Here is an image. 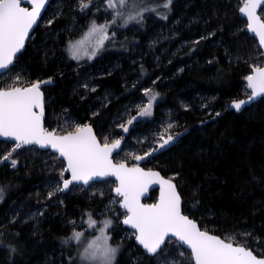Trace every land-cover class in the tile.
Wrapping results in <instances>:
<instances>
[{"label":"trees","instance_id":"obj_1","mask_svg":"<svg viewBox=\"0 0 264 264\" xmlns=\"http://www.w3.org/2000/svg\"><path fill=\"white\" fill-rule=\"evenodd\" d=\"M243 2L175 0L166 22L146 19L143 31H129L124 38L133 35L127 48L116 54L106 52L87 67L96 76L97 90L86 97L78 86L85 74L73 70L64 48L68 28L78 16L82 23L89 10L81 12L78 0H52L6 74L19 75L25 86L51 77V85L43 89L44 127L51 129L50 120L65 109L79 123L91 124L100 140L101 130L121 106L139 96L138 87L149 86L161 100L151 119L137 131L149 133L170 119L169 133L183 135L146 165L173 179L184 214L202 230L232 239L263 257L264 98L241 113L228 111L233 100L248 97L244 78L254 64L264 62L239 16ZM131 76L139 81L133 89ZM3 82L0 78V85ZM105 94L111 95L108 105L99 107L91 101ZM10 145L0 141V152ZM10 153L17 167L4 164L0 168V188L4 189L0 264H70L72 245L63 239L70 236L73 221L92 213L89 192L48 198L46 187L51 180L59 182L62 163L36 148ZM52 162L57 165L51 167ZM155 198L153 192L147 201ZM119 237L116 234L112 239ZM8 245L17 251L11 253ZM119 245L118 264H159L158 258L148 257L132 238L122 239Z\"/></svg>","mask_w":264,"mask_h":264},{"label":"snow or ice","instance_id":"obj_2","mask_svg":"<svg viewBox=\"0 0 264 264\" xmlns=\"http://www.w3.org/2000/svg\"><path fill=\"white\" fill-rule=\"evenodd\" d=\"M171 3L172 0H166L164 7L169 8ZM30 4L31 7H23L22 0H0V75L12 71L17 53L24 48L25 38L36 24L45 0H30ZM93 4L94 0H78L81 12L91 10ZM104 5L105 12L110 11L112 19L104 23L91 20L86 35L94 39L87 45L83 40L68 42L67 51L73 60L80 61L84 57L92 60L96 57L105 48V41L110 39L109 26L118 20H123L126 26L133 21L142 22L145 13L156 12L160 15L155 8L138 3L137 0H104ZM258 7L264 10L262 0H245L239 11L247 17V29L259 38V45L264 47V19L257 14ZM111 36L114 37L115 33H111ZM15 79L19 81L20 76L17 75ZM244 79L251 90L247 101L264 94V66L254 64ZM50 80L51 77L48 78ZM44 83L47 81L36 80L27 86L14 83L10 87H0V137L14 138L12 152L23 145L35 144L44 149L51 148L59 154L63 161L59 170L60 183L48 192L49 198L75 183L90 185V182H97L98 178L114 176L116 183L112 191L118 201L113 199L110 203H119L124 210L120 214L122 223L134 229L132 235L135 241L149 256L159 258L160 264H182L188 250L193 264H264V257H258L248 247L202 230L196 220L185 215L181 209V195L173 179H165L159 171L146 170L139 163L129 166L123 160L114 162L112 156L121 148L122 137L109 141V137L105 136L101 142L93 126L87 123H75L59 131L45 128L46 102L41 90ZM88 86L87 83L83 85L84 88ZM91 90L95 91V87ZM144 92L148 102L138 106L137 116L140 117L152 114L153 101L159 95L152 93L151 89H144ZM247 101L233 100L232 106L240 110ZM135 120L136 117H132L118 127L127 132L128 125ZM171 127V124L167 125V128ZM173 139L171 134L161 135L157 144L162 148ZM152 151L155 149L143 155L136 154L134 159L141 161ZM10 156L11 153L0 159L7 160ZM11 163L15 166L17 161L12 159ZM66 172L71 173L70 179L65 178ZM152 183L160 185L159 199L152 204L142 203L141 196ZM3 198L4 189L0 188V200ZM87 215L88 226L94 228L97 221L93 219L92 213ZM102 224L100 236L85 244L82 251L78 246L76 255L80 264H118L116 258L120 245L113 246L110 233L106 231L113 221L106 218ZM82 235V232L74 229L71 236L63 239V243L69 244L71 240L83 243ZM184 246L187 248L184 249ZM8 249L11 253L17 251L12 245H8ZM174 251L178 253L179 259L171 255ZM69 259L70 264H76L71 257Z\"/></svg>","mask_w":264,"mask_h":264},{"label":"rangeland","instance_id":"obj_3","mask_svg":"<svg viewBox=\"0 0 264 264\" xmlns=\"http://www.w3.org/2000/svg\"><path fill=\"white\" fill-rule=\"evenodd\" d=\"M175 0H172V3L169 8H165L164 4L166 3V0H137L138 3H142L145 6H151L155 8L160 15H157L156 12H151V13H145L144 14V20L140 23H136L135 21L130 22L128 25H123V20H118L116 24L110 25L109 26V36L110 39L105 41V48L92 60H88L87 57H84L80 61L73 60L70 58L68 51H67V45L70 40L72 41H78V40H83L85 42V45L88 44L89 41L94 39V37L87 36L86 33L88 31L89 24L91 20L96 19L97 23H104L106 20H111L112 16L109 13L105 12V5H104V0H94V4L91 7V10H89V16L85 18V20L80 23L78 20V17L76 18V21H74V24L68 28V40L65 44V56L66 59L73 64V70H76L77 73H84L85 76L83 77L82 83H80L79 89L82 91V93L88 97L89 93H95L97 90V87L95 85V78L92 73H89L87 71V67L94 63L95 60L101 57L104 53H113L116 54L120 50H122L124 47L127 48V44L131 43L133 40V35L129 36L130 39H124L127 37L128 32L130 31L132 34H137L140 31H143V29L146 26V19H151V21H156V22H166L171 13H172V6ZM80 10V9H79ZM87 11V10H85ZM167 17V18H165ZM260 17L261 19H264V10L260 11ZM49 18V16H48ZM47 18V19H48ZM47 21H45L44 24H46ZM111 33H115V36L112 37ZM130 33V34H131ZM264 62L260 65L263 66ZM94 71V70H93ZM96 71H94V74ZM16 75H8L5 74L1 77V79L4 81L0 87H10L13 86V84H18L21 86L22 85L21 81H16ZM131 89H133L135 86H137L138 78L137 77H132L131 76ZM87 83L89 86L88 88H84L83 85ZM136 83V84H135ZM95 87V91H92L91 89ZM144 89H151L149 86L143 87L140 85L138 89L136 90L139 94L137 98L131 97V99L125 103L124 105L121 106V110L117 112V115H114L108 123L104 126V128L101 130L102 131V139L101 142H103L104 137L107 136L109 137V141L112 139H117V138H123L124 140L122 151L120 152V157H116L114 161L116 163H119L120 161H126L129 166L139 163V165H142L144 168H148L146 163L153 157L154 155L166 150L170 146H172L183 134H172L169 133V128H167L168 124L172 123L169 121L170 119H166L164 123L159 124L155 129H152L149 133H146L143 135L140 134L139 131H137L138 127L145 124L148 122L151 117L153 116L154 113V108L155 105L160 102L161 98L159 95H157L156 99L153 101V107H152V114L150 116H137V112L139 111L138 106H142L148 102V96L145 94ZM152 90V89H151ZM152 93H156L155 91L152 90ZM111 95L105 94L103 97H98V96H93L91 101H94L95 105H98L99 107L104 105H108L109 103V98ZM117 100L116 98H114ZM136 117V120L133 122V124L128 125V131L125 132L122 128L118 127L119 124H126L127 121L132 118ZM75 123H79L74 117L69 115L67 110H63L61 115H58L57 117L53 118V120H50L51 129L55 128L58 131L61 129H68L69 125H73ZM89 124V123H87ZM172 128V127H171ZM170 128V129H171ZM50 129V128H48ZM50 129V130H51ZM133 131H135L133 133ZM171 134L173 135L174 139L170 141L168 144L164 145V147H159L157 144V141L160 140L161 135H168ZM10 145V144H9ZM14 147V144H11L10 147L6 148L3 152H0V157H5L7 154L12 152V149ZM150 149H155V151L150 152V154L145 157L141 161H136L134 159V156L136 154L143 155L144 152H149ZM56 156V155H55ZM51 158H48L50 160ZM56 159L58 160L57 156ZM60 161V160H58ZM61 162V161H60ZM62 163V162H61ZM4 164H9L11 168L15 169L17 167V163L15 166L12 165L11 159H0V168ZM53 167L55 162H52ZM63 164V163H62ZM61 167V166H59ZM58 182L50 181L46 187V190L52 191L55 187V185ZM115 187V183L113 181H106L102 183H97V184H92L87 190H84L82 187H72L67 194L69 195H80L83 194L84 192L88 191V196L89 198L92 199L93 202V208H92V217L97 221V225L94 228H90L88 226V215L87 212L83 215L80 221H73L71 230H70V236L72 235L73 230L75 229L76 231L82 232V241L83 243H80L76 240H71L69 241V244L72 245L71 249V258L76 261V263L80 264L79 258L77 257L76 253L78 250H83V246L87 244L90 240H93L94 238L100 236L99 233V228L103 227L102 221H104L106 218L111 219L113 221V224L106 229L108 233H110V243L115 245H119V242H121L122 239L124 238H132L134 239V236L132 235L133 232L123 228L122 226V217L120 216L121 213L124 211L119 208V203L117 202L116 204H111L110 201L113 199H116L118 201V198L113 194L112 189ZM47 192V195H48ZM103 193V195H101ZM55 195L57 196H62V192H56ZM49 198V197H48ZM47 198V199H48ZM156 201V198L154 201H145L147 203H154ZM42 212L39 214L34 215L33 217L36 218L41 215ZM122 229L127 230V232H124ZM118 234L119 239L116 241H113L112 236ZM227 240V239H226ZM235 242V241H234ZM120 253V251H119ZM117 254V257L119 255ZM172 256L176 257L179 259L178 253L173 252L171 254ZM117 259V258H116ZM159 260V258H158ZM183 261L186 264H190L192 262L190 253L186 252ZM160 264V261H158ZM183 264V263H182Z\"/></svg>","mask_w":264,"mask_h":264},{"label":"water","instance_id":"obj_4","mask_svg":"<svg viewBox=\"0 0 264 264\" xmlns=\"http://www.w3.org/2000/svg\"><path fill=\"white\" fill-rule=\"evenodd\" d=\"M51 2H52V0H45V5H44V7L41 9V12H40V15L38 16V18H37V22H36V24H34L33 25V27L29 30V35L25 38V46H24V48L23 49H21L20 50V52L19 53H17V57L15 58V60H14V64H15V61L17 60V58L23 53V51L25 50V47H26V45H27V43H28V41L30 40V38H31V36L33 35V33H34V31H35V29L37 28V26L39 25V23H40V21L42 20V18H43V16H44V14H45V12H46V10L48 9V7L50 6V4H51ZM262 2H264V0H262ZM244 3H245V0H244V2H243V4H242V6L244 5ZM22 6L23 7H31V4H30V0H22ZM241 6V7H242ZM262 9L261 8H259L258 7V9H257V14L260 16V11H261ZM239 16L245 21V23H246V25H247V17L243 14V13H241L240 11H239ZM245 31H246V33L249 35V37H251V38H253L255 41H256V43H257V46H258V48H259V50H260V52H261V56H262V58H263V61H264V47H262V46H260L259 45V38L254 34V33H252V32H250L248 29H247V27L245 28ZM264 66V65H263ZM7 72H3V74L2 75H0V78L3 76V75H5ZM44 81H47V83H44V84H42L41 85V90L43 91V89L45 88V87H49L50 85H51V82L50 81H48V80H44ZM244 84H245V86H246V91L248 92V95H250V93H251V90L250 89H248V87H247V81L246 80H244ZM44 92V91H43ZM264 98V94H262V95H260V96H257V97H255L253 100H251V101H247V97L246 98H243V99H240V100H245V101H247L244 105H242L241 106V109L240 110H237V109H235L233 106H232V102L230 103V105L228 106V111H233V112H235V113H241L243 110H245V109H247V108H250V107H252L253 105H255V104H257L260 100H262ZM0 141H2V142H6V143H9V144H15V141H14V138H6V137H0ZM123 143H124V140H122V145H121V148L120 149H118L116 152H114L113 153V156H112V159H113V161H114V157L116 156V155H118V154H120V152L122 151V147H123ZM24 148H36L37 150H40V151H47V152H50L51 154H53V155H56L57 156V158H58V160H60L62 163H63V161H62V158H60L59 157V154L58 153H55V151L53 150V149H51V148H47V149H44V148H41L39 145H35V144H32V145H23L22 147H21V149H24ZM115 162V161H114ZM140 167H142V168H144L142 165H139ZM146 169V168H145ZM147 170V169H146ZM153 170H155V169H153ZM156 171H158V170H156ZM161 174V173H160ZM162 175V174H161ZM163 176V175H162ZM70 177H71V173L70 172H66L65 173V178H68V179H70ZM165 179H169V178H167V177H165V176H163ZM100 181H104V182H106V181H113L114 183H116V180H115V177L114 176H112V177H105V178H98V180H97V182H90V185H85V184H83L82 182H80V183H75L74 185H70L69 186V189H67V190H64L63 192H62V194H67L68 192H69V190L74 186V187H82L84 190H87L92 184H97V183H102V182H100ZM174 182V181H173ZM177 191H178V189H177ZM153 192H155L156 193V201L159 199V196H160V185L158 184V183H152V184H150L149 186H148V189H147V191H145L143 194H142V196H141V202L142 203H145V204H152V203H147V202H145V201H147V200H149V198H150V195H151V193H153ZM179 192V191H178ZM113 194L115 195V193L113 192ZM116 196V195H115ZM155 201V202H156ZM154 202V203H155ZM119 208H120V206H119ZM120 209H122V208H120ZM181 209H182V211H183V202H182V198H181ZM123 210V209H122ZM124 211V210H123ZM184 213V212H183ZM186 215V214H185ZM188 216V215H187ZM190 218V217H189ZM192 219V218H191ZM122 226L125 228V229H127V230H129V231H131V232H134V229H132L129 225H124L123 223H122ZM212 234V233H211ZM215 235V234H214ZM218 236V235H217ZM174 239V238H173ZM134 243H135V245L137 246V247H139L148 257H151V256H149L145 251H144V249L142 248V246H140V245H138V243L135 241V239H134ZM187 248V246H184V249H186ZM183 249V250H184ZM187 252H189L190 253V250H188ZM259 257V256H258ZM264 257V256H263ZM193 262V261H192Z\"/></svg>","mask_w":264,"mask_h":264}]
</instances>
